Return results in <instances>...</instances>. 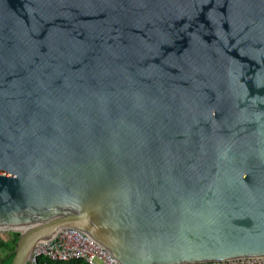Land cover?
I'll return each instance as SVG.
<instances>
[{"label": "water", "instance_id": "1", "mask_svg": "<svg viewBox=\"0 0 264 264\" xmlns=\"http://www.w3.org/2000/svg\"><path fill=\"white\" fill-rule=\"evenodd\" d=\"M65 226L120 264L264 256V0H0L10 264Z\"/></svg>", "mask_w": 264, "mask_h": 264}, {"label": "built area", "instance_id": "2", "mask_svg": "<svg viewBox=\"0 0 264 264\" xmlns=\"http://www.w3.org/2000/svg\"><path fill=\"white\" fill-rule=\"evenodd\" d=\"M66 261L82 259L87 264H120L111 252L88 233L74 227H61L47 239L36 243L32 264L36 257ZM220 264H264V256H248Z\"/></svg>", "mask_w": 264, "mask_h": 264}, {"label": "trees", "instance_id": "3", "mask_svg": "<svg viewBox=\"0 0 264 264\" xmlns=\"http://www.w3.org/2000/svg\"><path fill=\"white\" fill-rule=\"evenodd\" d=\"M18 239L17 232H10L7 236H2L0 233V264H10L12 258V250ZM30 264V263H26ZM35 264H87L82 259H71L66 261L50 260L44 256L36 257Z\"/></svg>", "mask_w": 264, "mask_h": 264}, {"label": "rangeland", "instance_id": "4", "mask_svg": "<svg viewBox=\"0 0 264 264\" xmlns=\"http://www.w3.org/2000/svg\"><path fill=\"white\" fill-rule=\"evenodd\" d=\"M12 231L16 232V231H18V229H3V230L0 229V233L4 237L9 235V233Z\"/></svg>", "mask_w": 264, "mask_h": 264}]
</instances>
